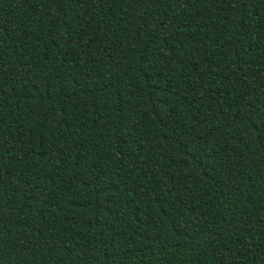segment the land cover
Segmentation results:
<instances>
[{"label":"trees","instance_id":"trees-1","mask_svg":"<svg viewBox=\"0 0 264 264\" xmlns=\"http://www.w3.org/2000/svg\"><path fill=\"white\" fill-rule=\"evenodd\" d=\"M0 264H264V0H0Z\"/></svg>","mask_w":264,"mask_h":264}]
</instances>
